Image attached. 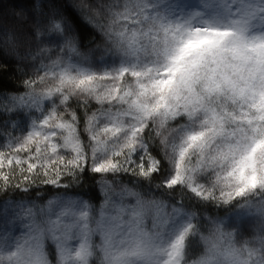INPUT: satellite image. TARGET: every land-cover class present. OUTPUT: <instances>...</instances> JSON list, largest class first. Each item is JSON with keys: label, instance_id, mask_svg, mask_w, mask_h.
<instances>
[{"label": "snow or ice", "instance_id": "1", "mask_svg": "<svg viewBox=\"0 0 264 264\" xmlns=\"http://www.w3.org/2000/svg\"><path fill=\"white\" fill-rule=\"evenodd\" d=\"M0 264H264V0H0Z\"/></svg>", "mask_w": 264, "mask_h": 264}]
</instances>
